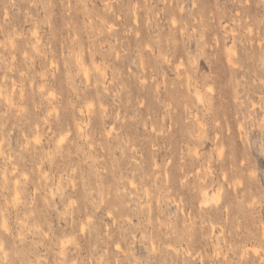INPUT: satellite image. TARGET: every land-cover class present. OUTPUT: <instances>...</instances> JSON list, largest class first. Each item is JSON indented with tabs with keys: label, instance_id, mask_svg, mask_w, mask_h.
Here are the masks:
<instances>
[{
	"label": "rangeland",
	"instance_id": "1",
	"mask_svg": "<svg viewBox=\"0 0 264 264\" xmlns=\"http://www.w3.org/2000/svg\"><path fill=\"white\" fill-rule=\"evenodd\" d=\"M0 245L264 264V0H0Z\"/></svg>",
	"mask_w": 264,
	"mask_h": 264
},
{
	"label": "bare ground",
	"instance_id": "2",
	"mask_svg": "<svg viewBox=\"0 0 264 264\" xmlns=\"http://www.w3.org/2000/svg\"><path fill=\"white\" fill-rule=\"evenodd\" d=\"M173 21H175V20H173ZM135 23H136V22H135ZM173 23H174V22H173ZM228 60H229V59H228ZM179 66H181V65H179ZM86 74H87V73H86ZM87 76H88V74H87ZM88 78H89V77H88ZM198 98H200L199 95H198ZM195 152H196V151H195ZM196 154H198V151L195 153V155H196ZM198 155H199V154H198ZM196 157H197V155H196ZM154 162H155V161H154ZM156 162H157V161H156ZM155 165H156V164H155ZM155 167H157V166H155ZM209 170H210V168H209ZM210 171H211V170H210ZM204 195H208V194H207V191H205ZM213 195H214V194H213ZM210 197H212V196H210ZM216 198L219 199V197H216ZM217 199H216V200H217ZM205 200H207V199H205ZM207 202H209V201L207 200ZM207 202L204 201L203 203L206 204ZM215 202H216V201H215ZM201 204H202V202H201ZM205 204H203V205H205ZM206 205H207V204H206ZM154 242H155V241H154ZM150 243H151V242H150ZM117 246H118V245H116V248H117ZM254 250L257 252V249H254ZM255 251H254V252H255ZM256 252H255V253H256Z\"/></svg>",
	"mask_w": 264,
	"mask_h": 264
},
{
	"label": "snow or ice",
	"instance_id": "3",
	"mask_svg": "<svg viewBox=\"0 0 264 264\" xmlns=\"http://www.w3.org/2000/svg\"><path fill=\"white\" fill-rule=\"evenodd\" d=\"M37 143H39V140L37 139V141H36ZM61 143H63V139H61ZM4 231H8V228H7V223L5 222V224H4ZM3 246L2 245H0V248H2Z\"/></svg>",
	"mask_w": 264,
	"mask_h": 264
}]
</instances>
